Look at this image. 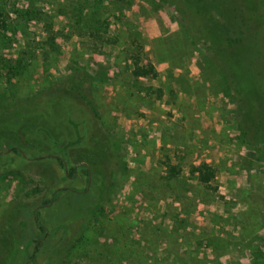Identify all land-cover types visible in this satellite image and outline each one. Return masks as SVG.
<instances>
[{
	"label": "rangeland",
	"instance_id": "rangeland-1",
	"mask_svg": "<svg viewBox=\"0 0 264 264\" xmlns=\"http://www.w3.org/2000/svg\"><path fill=\"white\" fill-rule=\"evenodd\" d=\"M181 1L0 0V264L264 254V153L241 142L224 80L254 42L260 129L264 23L238 9L264 0H195L188 18ZM206 11L244 31L226 45Z\"/></svg>",
	"mask_w": 264,
	"mask_h": 264
},
{
	"label": "trees",
	"instance_id": "trees-1",
	"mask_svg": "<svg viewBox=\"0 0 264 264\" xmlns=\"http://www.w3.org/2000/svg\"><path fill=\"white\" fill-rule=\"evenodd\" d=\"M181 3H182V6H184V8L180 6L181 7L180 11L183 12L184 13L183 15H185V17L187 18L190 15L191 16L195 15L191 13H194L193 10L196 11L199 8L195 0H182ZM199 10L202 11L201 9ZM238 10H240L239 16H243L244 14L249 13L250 11L254 13V16L258 15V18L264 23V15L261 12H259V10L257 11V9L254 6H249L248 8L245 6L243 8H239ZM204 15L206 16L207 21L211 25V28L214 30V33H216L217 36L224 43H226V45L227 43L229 44L232 43L230 38L233 35L234 36L239 35L242 31H244V26H242L241 29L235 27L234 30H231L230 27L228 26V22L222 23V22L214 21L213 19L214 15L212 14V11H206ZM4 41H6V37L3 38L2 36H0V42H4ZM245 50L247 51L246 53H244ZM258 52H259V47L256 44H254V42H250L248 45L246 44L243 45L240 48L238 54H236L238 57V60H240L239 68H237L236 70L230 69L227 73H225L224 80L227 81L226 85L229 84V86L234 87L235 94L237 95L236 97H238V101L240 102L242 106L240 113H239V120L241 123V137H242L241 142L244 143L245 145L254 146V148L257 150L258 153L263 154L264 153V124L260 123L261 128L257 129L255 125L252 124V118L250 117V114L253 113L252 104H254V101L252 100L256 99L257 95H259L260 90H261V87L259 86V83L261 81L259 78H260L261 73H263V71L261 70L257 71L255 69L256 63H257V57H258L257 53ZM246 55H248L249 57L247 58L244 57ZM246 84H249L253 88V91L250 94H248V92L246 91ZM262 102L263 103L261 104H263L264 106V101ZM74 126H73L74 129L78 128L76 125ZM78 133L79 131L77 129L76 134L78 135ZM81 138L82 137H80V134H79L77 139L81 140ZM70 145H74V143H70ZM13 151H17V153H20L17 149H14ZM59 162H60V165L66 169L64 162L62 161H59ZM84 173L88 181L87 184H89V177H91V174L87 166H84ZM67 175L69 179L74 177L75 168H73L70 171L67 170ZM200 179L202 182H205V179H203L202 177ZM87 233H83L81 235L82 238H85L84 240H90L92 238L91 234L90 233L87 234ZM78 241L79 240H77V242ZM252 264H264V254L261 256L255 257Z\"/></svg>",
	"mask_w": 264,
	"mask_h": 264
}]
</instances>
